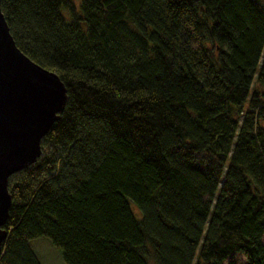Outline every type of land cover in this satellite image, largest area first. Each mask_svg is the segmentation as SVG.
<instances>
[{
  "label": "trees",
  "instance_id": "16d2710c",
  "mask_svg": "<svg viewBox=\"0 0 264 264\" xmlns=\"http://www.w3.org/2000/svg\"><path fill=\"white\" fill-rule=\"evenodd\" d=\"M0 9L67 90L8 178L0 264H40L37 236L66 264H264V0Z\"/></svg>",
  "mask_w": 264,
  "mask_h": 264
},
{
  "label": "water",
  "instance_id": "95a60500",
  "mask_svg": "<svg viewBox=\"0 0 264 264\" xmlns=\"http://www.w3.org/2000/svg\"><path fill=\"white\" fill-rule=\"evenodd\" d=\"M66 96L60 77L15 45L0 9V253L12 201L8 178L41 156L42 137L62 112Z\"/></svg>",
  "mask_w": 264,
  "mask_h": 264
},
{
  "label": "rangeland",
  "instance_id": "374dc122",
  "mask_svg": "<svg viewBox=\"0 0 264 264\" xmlns=\"http://www.w3.org/2000/svg\"><path fill=\"white\" fill-rule=\"evenodd\" d=\"M79 0H74V3L77 4ZM252 87L259 88L264 90L262 86L254 82ZM264 125V119L262 121ZM132 210L138 215V209L134 203H131ZM29 247L32 249L36 259L40 264H66L62 258V250L59 247L54 246L50 239L44 236H37L34 239L29 241ZM235 260L237 264H241L244 262V256L241 254H237L235 256Z\"/></svg>",
  "mask_w": 264,
  "mask_h": 264
}]
</instances>
